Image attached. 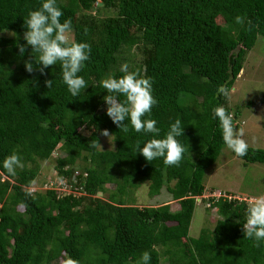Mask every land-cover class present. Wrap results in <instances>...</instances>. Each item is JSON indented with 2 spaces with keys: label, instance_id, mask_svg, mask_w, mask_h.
Here are the masks:
<instances>
[{
  "label": "trees",
  "instance_id": "trees-1",
  "mask_svg": "<svg viewBox=\"0 0 264 264\" xmlns=\"http://www.w3.org/2000/svg\"><path fill=\"white\" fill-rule=\"evenodd\" d=\"M42 2L0 0V264H138L144 252L149 264H264V240L256 246L244 236V199L208 198L218 215L212 229L188 233L196 197L205 191L204 171L225 145L213 109H231L218 88H231L245 53L257 35L264 37V0H57L61 22L71 19V38L91 46L78 73L88 86L75 97L59 63L44 75L25 70L38 54L23 39L24 19ZM19 44L26 46L23 56ZM125 63L152 82L157 104L142 119H155L158 135L135 132L128 120L125 132L106 114L101 80L120 77ZM258 102L264 103V89ZM176 119L185 149L179 166L163 158L148 162L137 142L164 138ZM102 129L113 134V148L91 146ZM57 147L55 175L72 183L71 191L27 197L38 162ZM12 153L24 164L14 176L3 168ZM235 156L264 163V148L249 146L246 156ZM144 182L149 196L164 186L178 208L128 202Z\"/></svg>",
  "mask_w": 264,
  "mask_h": 264
},
{
  "label": "clouds",
  "instance_id": "clouds-1",
  "mask_svg": "<svg viewBox=\"0 0 264 264\" xmlns=\"http://www.w3.org/2000/svg\"><path fill=\"white\" fill-rule=\"evenodd\" d=\"M62 16L63 12L57 6V0H43L39 9L28 13L27 18L24 19V26L27 30L23 34V39L27 45L31 46V55L33 53L38 55L34 57L35 62L33 60L24 62L25 70L28 73L36 70L44 75L46 68L59 63L62 70V81L71 95L75 97L88 86L85 79L78 73L83 69L85 61L89 59L91 46L86 42H76L71 38V19L61 22ZM236 22L243 24L244 18L238 15ZM18 47L19 54L23 56L26 46L19 44ZM120 72L122 75L118 78L109 75L101 80L102 87L108 93L103 97L107 105L106 114L119 129L122 127L125 132L129 131V126L125 123L128 120L135 132L158 135L160 129L156 127V120L142 119L146 115L150 116L152 107L157 104V100L152 95L151 80L143 77L139 70L129 71L127 63L121 65ZM45 85L51 88L53 80L46 79ZM218 92L226 98L230 96V90L224 85L219 86ZM121 96L123 100L120 99ZM213 113L219 121L222 138L227 148L239 157L246 156L249 145L243 138L244 129H237L234 126L232 114L223 106L215 107ZM100 134L107 137L110 142L113 141L110 139L113 134L108 129L100 130ZM181 135H183L181 120L176 119L174 123H171L164 138L148 139L142 147L138 141L137 152L141 153L148 162L163 158L165 165L179 166L185 152L184 147L176 139ZM91 146L102 148L101 144L95 141ZM23 167L24 164L16 153L8 155L3 160V168L12 176L16 174L17 168ZM25 195L35 198V188L26 189ZM243 232L245 237L257 242L256 246H259V241L264 240V196L256 197L248 202ZM150 260V254L144 252L138 264H149Z\"/></svg>",
  "mask_w": 264,
  "mask_h": 264
},
{
  "label": "rangeland",
  "instance_id": "rangeland-1",
  "mask_svg": "<svg viewBox=\"0 0 264 264\" xmlns=\"http://www.w3.org/2000/svg\"><path fill=\"white\" fill-rule=\"evenodd\" d=\"M106 13H110L109 10ZM71 35V34H70ZM140 54L134 52V60L138 61ZM264 89V37L257 35L253 46L245 53L242 67L238 72L227 98L233 123L244 129V139L249 146L264 148V103L258 98ZM248 102H251L248 104ZM112 140V137L110 138ZM102 148H113V141L100 135ZM62 154L60 148L54 149L47 160L38 162V170L29 187L36 191L45 190V184L56 179L55 158ZM81 164L83 162L81 161ZM77 168V165L75 166ZM205 191L202 197H196L188 233L196 236L201 227L212 229L218 215L214 208L208 206V198L224 195L244 199L246 203L256 197L264 196V163H243L230 149L224 145L215 162L205 169L203 175ZM28 187V188H29ZM113 188V184H106ZM128 202L137 206H156L169 203L170 209L178 208L176 201L170 199L163 186L160 193L149 196L146 183L137 186L129 194ZM96 196L104 198L106 192H98ZM165 264V262H162Z\"/></svg>",
  "mask_w": 264,
  "mask_h": 264
},
{
  "label": "built area",
  "instance_id": "built-area-1",
  "mask_svg": "<svg viewBox=\"0 0 264 264\" xmlns=\"http://www.w3.org/2000/svg\"><path fill=\"white\" fill-rule=\"evenodd\" d=\"M73 178V176H72ZM72 183H66L65 179L63 178H57L54 181H49L48 183L45 184V187L48 189H53L59 192H70V186ZM72 192H74L72 190ZM219 195V194H218Z\"/></svg>",
  "mask_w": 264,
  "mask_h": 264
}]
</instances>
